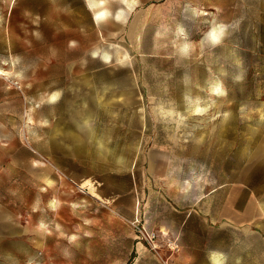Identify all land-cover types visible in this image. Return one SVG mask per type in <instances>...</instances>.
Segmentation results:
<instances>
[{"label": "rangeland", "instance_id": "rangeland-1", "mask_svg": "<svg viewBox=\"0 0 264 264\" xmlns=\"http://www.w3.org/2000/svg\"><path fill=\"white\" fill-rule=\"evenodd\" d=\"M182 242L264 264V0H0V264Z\"/></svg>", "mask_w": 264, "mask_h": 264}, {"label": "crops", "instance_id": "crops-1", "mask_svg": "<svg viewBox=\"0 0 264 264\" xmlns=\"http://www.w3.org/2000/svg\"><path fill=\"white\" fill-rule=\"evenodd\" d=\"M166 200L169 203V209L167 208L166 218H165V228L166 231L173 233H179L183 232V230H186L187 228V216L188 212L186 210H183L185 208V200L183 199L182 195L174 194L172 191L169 192L166 191ZM186 228V229H185ZM181 244V254H180V260L179 264H199L196 262V258H194L196 253H188V247L182 242ZM195 251L197 249V246L194 247ZM217 254H214L212 257V260L201 263V264H219V262H215L214 256ZM219 257V255H218Z\"/></svg>", "mask_w": 264, "mask_h": 264}, {"label": "bare ground", "instance_id": "bare-ground-1", "mask_svg": "<svg viewBox=\"0 0 264 264\" xmlns=\"http://www.w3.org/2000/svg\"><path fill=\"white\" fill-rule=\"evenodd\" d=\"M106 13V10L105 9H100L99 11H98V14H100V15H104ZM50 99H54V96L52 95L51 96V98ZM28 118L30 119V117L28 116ZM55 200V199H54ZM53 203V202H52ZM51 204V203H50ZM56 204H57V202H56ZM52 206H55V204H52ZM213 259H215V262H219V257L216 255V256H214V258Z\"/></svg>", "mask_w": 264, "mask_h": 264}, {"label": "built area", "instance_id": "built-area-1", "mask_svg": "<svg viewBox=\"0 0 264 264\" xmlns=\"http://www.w3.org/2000/svg\"><path fill=\"white\" fill-rule=\"evenodd\" d=\"M170 249H171V251H175L178 249V246L176 245V246H174V248L170 247Z\"/></svg>", "mask_w": 264, "mask_h": 264}, {"label": "snow or ice", "instance_id": "snow-or-ice-1", "mask_svg": "<svg viewBox=\"0 0 264 264\" xmlns=\"http://www.w3.org/2000/svg\"><path fill=\"white\" fill-rule=\"evenodd\" d=\"M212 38H213L214 40H215V39H217V37H216V35H215V34H213V37H212Z\"/></svg>", "mask_w": 264, "mask_h": 264}]
</instances>
